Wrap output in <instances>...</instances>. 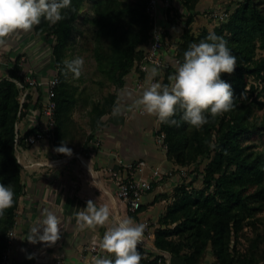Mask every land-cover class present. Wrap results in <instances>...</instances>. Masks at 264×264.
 <instances>
[{"label":"trees","instance_id":"obj_1","mask_svg":"<svg viewBox=\"0 0 264 264\" xmlns=\"http://www.w3.org/2000/svg\"><path fill=\"white\" fill-rule=\"evenodd\" d=\"M84 1L71 0L70 9L62 10L65 19L51 24L42 18L33 29L35 35L54 39L51 54L58 80L50 138L54 148L60 146L63 124L76 104L75 87L67 78L65 62L70 60L65 51ZM91 1L93 16L89 21L96 27L93 56L97 69L115 88H120L143 56L154 18L146 10L148 0L134 4L121 0ZM199 1L178 0V6L187 15L181 38L172 44L175 57L182 62L189 46L204 40L209 33L223 37L237 63L232 74H222L221 78L231 84L236 107L216 118L205 113L208 123L199 129L182 121L179 109L171 118L179 121V127L160 122L167 159L178 166L195 164L194 171L202 180L200 186H194L192 180L182 181L165 195L166 209L153 229L154 250L139 244L140 264H168L163 252L179 264H208V260L211 264H259L264 261V250H260V244H264V219L258 216H264V112L258 115L256 110L264 105L257 100V95H261L259 89H264V0H242L226 21L211 31H194L191 22ZM169 8L175 12L180 9L174 4L166 9V21L171 24ZM19 59L18 56L14 60L8 77L0 78V183L10 185L14 192L13 206L0 216V264L24 190L16 149L25 146V139L36 130L20 134L16 128L32 103V88L24 81ZM174 74L173 68L164 70L161 84L170 85L169 77ZM34 91L33 106L40 107V92ZM241 93L246 97L243 100ZM114 100L113 93L90 107L91 135L100 118L113 108ZM252 137L260 144L252 142ZM142 209L143 205L136 213ZM245 227L252 234L244 238L246 246L241 250L238 245Z\"/></svg>","mask_w":264,"mask_h":264},{"label":"crops","instance_id":"obj_2","mask_svg":"<svg viewBox=\"0 0 264 264\" xmlns=\"http://www.w3.org/2000/svg\"><path fill=\"white\" fill-rule=\"evenodd\" d=\"M174 5L180 12L183 11L178 6V0H174ZM165 10L158 5L154 16L156 24L164 30L170 26L166 21ZM170 29L173 31V28ZM35 37L33 30L21 33L10 37L6 47H0V78L8 77L14 55L22 53H25L31 64L28 65L22 56L25 61L20 66L21 73L31 74L41 81L55 75L51 50L47 48L46 52L49 50L50 55L44 57L40 51L41 40ZM178 40L179 38L175 41ZM173 49V45L168 46L166 43L168 54L171 55ZM4 56L7 59H3ZM152 67L155 66L148 65V69ZM158 70L159 75L152 80L162 83L164 70ZM148 76L149 72H141L137 65L125 76L124 85L118 89L113 108L100 118V123L85 144L83 152L72 153L71 156L60 155L47 140L17 147L16 158L22 167L21 182L24 190L15 212L13 238L6 247L8 264H48L54 259H62L66 264H84L79 257L82 247L85 244L101 242L106 226L97 227L95 230L81 229L77 222L78 213L84 210L87 201L92 200L98 208L108 206L110 222L117 217H130L125 204L117 197L116 182L108 173L110 169L118 168L120 163L134 161L146 163L143 175L151 177L152 182L150 190L142 197L144 209L131 218L137 224L143 219L150 222L151 235L148 242L153 246V228L167 205L168 199L165 195H169L172 187L179 183L180 176L178 171L170 172L177 165L168 160L166 150L156 144L155 137L160 121L155 116L140 113L141 108L135 104L142 91L149 86ZM139 79L144 82L142 88L136 87ZM39 92L44 93L41 90ZM30 93L32 103L26 115L17 123L20 134L43 126L45 120L41 105L33 106L35 91L31 89ZM117 107L121 109V114L114 116L113 111ZM154 168L168 171L169 174L163 176L164 173L159 171L152 176L151 170ZM45 209L60 218L61 238L51 246L41 242L29 243L26 240L29 230L43 219L42 213ZM151 246L147 247L152 249ZM168 262L178 264L173 260Z\"/></svg>","mask_w":264,"mask_h":264},{"label":"clouds","instance_id":"obj_3","mask_svg":"<svg viewBox=\"0 0 264 264\" xmlns=\"http://www.w3.org/2000/svg\"><path fill=\"white\" fill-rule=\"evenodd\" d=\"M71 0H0V47H6L8 39L21 33L31 32L45 19L51 24L66 18L62 10L70 9ZM157 38V37H156ZM236 57L227 47V41L215 33L193 43L183 54V61L177 62L175 74L169 77L170 85L151 82L159 75L157 67L148 69L149 86L135 101L137 107L161 123L179 127V121L171 119L182 111L180 119L199 129L208 123L205 113L212 118L222 116L236 107L235 96L230 83L221 78L222 74H232L236 67ZM67 72L79 79L84 71L82 57L65 62ZM240 98L246 97L241 93ZM121 114L119 107L114 116ZM55 152L65 156L72 155V149L61 146ZM14 192L10 185L0 183V216L14 204ZM43 219L30 228L26 240L29 243L54 245L61 238V220L45 209ZM81 229L95 230L105 227L99 247L107 255L93 257L92 264H140L142 256L138 245L142 242L146 225L137 224L131 217H117L110 222L108 206L97 207L89 200L84 210L77 216Z\"/></svg>","mask_w":264,"mask_h":264},{"label":"rangeland","instance_id":"obj_4","mask_svg":"<svg viewBox=\"0 0 264 264\" xmlns=\"http://www.w3.org/2000/svg\"><path fill=\"white\" fill-rule=\"evenodd\" d=\"M128 4H134L137 0H121ZM149 1V0H148ZM242 0H200L196 8L193 12L191 26L193 27L194 31H201L202 29H207L211 31L216 25L226 21L230 12L235 7L238 2ZM148 3V2H147ZM146 3V4H147ZM174 4V0H170V5ZM171 8H169L170 10ZM182 9V8H181ZM173 9L169 11L168 17L172 20L170 26L164 30L165 41L167 45H172L176 43L177 38H181V34L185 27V20H186V13L180 12L177 10L175 12ZM225 13L226 16L223 18L219 17V14ZM166 15V10H165ZM93 16V6L91 0H85L83 3V7L80 11L78 18L74 22V29L71 33V37L69 40L68 47L66 49V58L70 61L75 59L76 57H82L85 61L84 64V71L83 74L79 79H74L72 74L68 72L67 78L70 82L71 86L75 87L74 96L76 98V104L69 112L68 119L65 121L62 127V137L59 140L60 146L62 143L65 144L66 147L72 149V153H81L84 151L85 144L91 138V126H90V107L93 103L96 102H103L104 100L108 99L111 94H115V100L117 98L118 89L109 81L107 76L100 73L97 69L96 61L93 56V51L95 47L94 41V32L96 27L90 23V19ZM125 21L123 22V26L126 29ZM155 24V20L153 19L152 25ZM169 24V23H168ZM168 26V25H167ZM153 27V26H152ZM170 28H173L171 31ZM151 32V31H150ZM173 32V33H172ZM40 36V37H37ZM174 36V37H173ZM35 38H40L41 45V52L42 55L48 56L50 53L49 48L52 49L54 44L53 37L45 36L43 34L36 35ZM150 40L146 45L144 44L143 49L144 51L149 45ZM177 44V43H176ZM142 47V45H141ZM140 47V48H141ZM49 51V52H48ZM50 55V54H49ZM24 56L27 60L25 53L14 55V60L17 57ZM7 59V56H4L3 59ZM27 64H31L28 60L26 61ZM56 72V71H55ZM56 75V73H55ZM35 78V77H34ZM261 95H257V100L264 102V89H259ZM258 115H261L264 112V105H261L259 109L256 110ZM252 142L260 144V140L256 137H252ZM63 155V154H61ZM172 170V171H171ZM170 172H179V183L188 182L192 180L194 186L201 185V176L197 175L195 170V164L185 165V166H178L176 168H172ZM163 176H168V171H162ZM178 183V184H179ZM177 185V184H176ZM172 187L171 193L173 192ZM128 215L130 217L135 216V213H131L128 211ZM260 218L264 219L263 214H258ZM154 229V228H153ZM260 230L262 227L260 225ZM242 239L239 241V248L242 250L246 246V241L244 238L251 236V231L249 227H245L242 232ZM148 239V240H147ZM147 246H151L149 244L150 238H146ZM145 243V245H146ZM141 245V244H140ZM143 246V245H142ZM146 246V248H148ZM145 247V246H144ZM152 249L149 247V250H154L153 246ZM260 250H264V244H260ZM167 257V260H170L168 253L163 252ZM208 260V259H207ZM210 260H208V264ZM168 264H171L168 262ZM179 264V263H178ZM211 264V263H210ZM259 264H264L260 262Z\"/></svg>","mask_w":264,"mask_h":264},{"label":"built area","instance_id":"obj_5","mask_svg":"<svg viewBox=\"0 0 264 264\" xmlns=\"http://www.w3.org/2000/svg\"><path fill=\"white\" fill-rule=\"evenodd\" d=\"M158 5L163 6L167 9L170 6V0H149L146 5V10L153 16H155L156 9ZM226 16L225 13L219 14L220 18ZM157 37V38H156ZM172 54H168L166 50V42L164 38V29L157 25L156 22L150 32V42L148 47L143 53V56L138 62L137 66L141 72H147L148 65L151 64L162 70L169 68L175 69L179 61L175 57L174 49ZM167 52V54H166ZM24 58L19 59V65L24 63ZM180 62V61H179ZM24 81L34 90H41L44 92L40 93L39 102L41 104V112L44 116V124L41 127H37L36 130L25 139L26 145L35 144L38 141L47 140L50 141L51 129L53 127V109L55 107L54 102V88L58 82L56 75L51 76L45 81L38 80L34 78L31 74L24 75ZM151 82H156L152 80ZM18 87L21 85L15 82ZM150 83V82H149ZM148 83V85H149ZM144 82L139 79L136 87L142 88ZM42 94V98H41ZM23 95L21 96V101L23 100ZM140 113H144L142 109L139 110ZM158 120V118H157ZM159 121V120H158ZM17 128V125H16ZM165 135L163 132L157 131L155 141L156 144L163 150H166ZM18 147V146H17ZM120 166L116 169L109 170V176L116 182V194L117 197L125 204L127 211L135 213L138 211L142 205V197L151 188V177L143 175V170L146 168V163L144 161H134L130 163H120ZM152 176L159 173V170L154 168L151 170ZM140 223L145 224L147 227L144 232L143 240L140 243L145 246L146 238L151 235V224L147 219H143ZM139 223V224H140ZM8 242L13 238L12 230L8 232ZM100 242L85 244L82 247L80 253V261L84 264L92 263L93 257H99L107 255L99 247ZM2 263L8 264L7 249L3 252ZM48 264H66L62 259H54Z\"/></svg>","mask_w":264,"mask_h":264}]
</instances>
